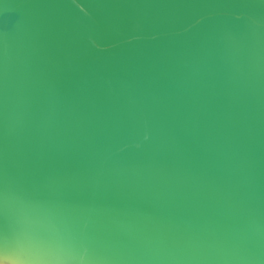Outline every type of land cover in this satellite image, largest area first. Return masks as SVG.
<instances>
[{
  "label": "water",
  "instance_id": "obj_1",
  "mask_svg": "<svg viewBox=\"0 0 264 264\" xmlns=\"http://www.w3.org/2000/svg\"><path fill=\"white\" fill-rule=\"evenodd\" d=\"M0 257L264 264V0H0Z\"/></svg>",
  "mask_w": 264,
  "mask_h": 264
},
{
  "label": "bare ground",
  "instance_id": "obj_2",
  "mask_svg": "<svg viewBox=\"0 0 264 264\" xmlns=\"http://www.w3.org/2000/svg\"><path fill=\"white\" fill-rule=\"evenodd\" d=\"M0 264H17L16 262H13L9 259H6V258H1L0 257Z\"/></svg>",
  "mask_w": 264,
  "mask_h": 264
}]
</instances>
